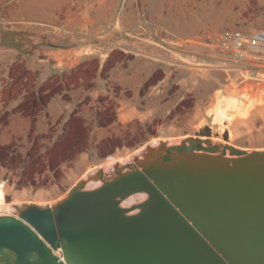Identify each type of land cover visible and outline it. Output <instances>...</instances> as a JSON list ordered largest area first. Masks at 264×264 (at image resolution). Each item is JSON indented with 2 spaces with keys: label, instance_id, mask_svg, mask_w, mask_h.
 Instances as JSON below:
<instances>
[{
  "label": "rangeland",
  "instance_id": "rangeland-1",
  "mask_svg": "<svg viewBox=\"0 0 264 264\" xmlns=\"http://www.w3.org/2000/svg\"><path fill=\"white\" fill-rule=\"evenodd\" d=\"M24 25L36 29L26 32L22 30ZM251 28L264 29V0H0L2 51H12L14 43L21 39L44 45L43 51L68 39L70 45L78 46L71 70L58 66L50 83L31 79L34 75L25 76L24 66L16 64L12 54L7 57L0 69L7 75L0 96L7 106L0 113V122L4 123L11 111L19 108L24 114H36L43 109L47 95L42 91L46 87L50 89L48 93L60 91L69 83L82 82L84 88H91L99 60L105 66L100 69L104 81L99 88L116 93V85L107 80L104 70L120 59L119 52L132 50L135 55L145 53L154 58L158 56L154 50L159 49L183 66L181 50L185 39L213 35L225 29ZM26 34H32V38H25ZM130 40L134 41L133 47ZM82 56L86 57L83 61ZM191 69L197 72L196 123L191 121L193 116L184 114L176 105L171 115L180 109L181 118L135 123L96 143L83 144L82 129L64 127L71 121L64 122L52 139L50 132L29 131L21 138L0 144V181L6 193L15 199V204L52 203L85 172L111 165L109 155L123 163L144 143L158 139L177 143L192 135L203 122L211 123L217 111L231 118L221 125L231 131L229 143L241 149H264V80L260 81L259 75L254 77V72L241 76L238 71ZM19 93H22L20 104L11 106L10 102ZM184 106L189 107V103ZM106 115L110 113L102 116ZM216 131H220L219 127ZM222 133L214 142L223 141ZM79 152L85 153L87 166L91 165L87 171L73 162ZM124 201L123 206L132 203Z\"/></svg>",
  "mask_w": 264,
  "mask_h": 264
},
{
  "label": "water",
  "instance_id": "water-1",
  "mask_svg": "<svg viewBox=\"0 0 264 264\" xmlns=\"http://www.w3.org/2000/svg\"><path fill=\"white\" fill-rule=\"evenodd\" d=\"M208 135L144 143L52 203L13 205L0 264H264V149ZM133 194L143 198L122 206Z\"/></svg>",
  "mask_w": 264,
  "mask_h": 264
},
{
  "label": "crops",
  "instance_id": "crops-1",
  "mask_svg": "<svg viewBox=\"0 0 264 264\" xmlns=\"http://www.w3.org/2000/svg\"><path fill=\"white\" fill-rule=\"evenodd\" d=\"M35 29L32 25L22 26V30L26 32ZM31 35L26 34L25 38ZM69 42L68 39L61 45H52L49 50L43 51L44 45L39 46L32 39L23 41L21 39L14 43L12 51L0 49V69L1 65L5 64L6 58L12 54L16 64L19 63L20 67L23 65L27 70L25 76L34 75L31 79L50 83L58 66H61L62 70H71L74 64V53L78 46H72ZM129 42L133 47L134 41ZM119 53L120 59L109 64L104 70L107 80L116 85V93L99 88L100 82L104 81L100 69L105 67L104 62L99 60L94 68L95 73L92 78L94 82L91 88H84L82 82L77 85L69 83L60 91L48 93L50 89L46 87L42 91L47 95L44 108L36 114H24L21 108L11 111L5 122H0V144L9 143L17 137L21 138L29 131L50 132L52 139L56 132H60V127L66 121L72 123L64 127L83 130L85 133L83 144L96 143L102 138L116 135L122 129L131 128L135 123L143 124L157 119L163 121L167 117H170L169 120H176V117L181 118L180 109L184 110V114L189 113L191 117L193 116L194 120L191 121L196 123L197 72L191 69L194 67L176 64L175 57L171 54L166 55L159 49L154 50L158 55L154 58L145 53L135 55L132 50ZM80 59L83 61L86 57L82 56ZM6 78L7 75L0 70V96ZM21 99L22 93H19L10 105L20 104ZM187 102L189 107L184 106ZM176 105L180 109L171 115ZM6 106L7 103L3 104L0 98V113ZM106 113L110 115L103 117L102 115ZM179 121L181 122L180 119ZM73 162L76 167L84 166L83 171L91 167V165L87 166L88 161L84 152H79Z\"/></svg>",
  "mask_w": 264,
  "mask_h": 264
},
{
  "label": "built area",
  "instance_id": "built-area-1",
  "mask_svg": "<svg viewBox=\"0 0 264 264\" xmlns=\"http://www.w3.org/2000/svg\"><path fill=\"white\" fill-rule=\"evenodd\" d=\"M182 47L185 65L238 71L241 76L254 72V77L264 80V29H225L185 39Z\"/></svg>",
  "mask_w": 264,
  "mask_h": 264
},
{
  "label": "bare ground",
  "instance_id": "bare-ground-1",
  "mask_svg": "<svg viewBox=\"0 0 264 264\" xmlns=\"http://www.w3.org/2000/svg\"><path fill=\"white\" fill-rule=\"evenodd\" d=\"M229 120H231V118L229 116H226L224 113L217 111V112L214 113V116H213V119H212L211 123H204L203 122L200 125V127L197 128L195 131H198L199 129H202L206 125L209 128V135L208 136H201L200 138L201 139H208L211 143H217V142H214L216 137L218 138V135H221V133L223 131H226L227 132V139L226 140L222 139L223 141H221V143L223 142V143L231 144V143H229V138L231 137V131L229 129H224V127L221 126V125H223L224 122L229 121ZM217 127H219V129H220V131H218V132L216 131ZM155 142H156V140L152 141L150 143H155ZM231 145H233V144H231ZM135 153H136V151H135ZM129 157L126 158V160L129 159ZM126 160H124L123 163ZM115 162H118V161H116V158L112 156V159H109V163L112 165ZM120 164H122V163H120ZM111 165L107 166L105 169L103 168V170H106ZM97 184H98V182H96V183L95 182H88L86 184L85 188H91V187H94ZM4 187L5 186H4L3 182L0 181V214L6 215V214H10V213H12L14 211L13 205H16V204H15V199L11 195L6 193ZM6 196H9V200L5 199ZM141 197H143L142 194H133V195H130L129 197H127L126 199H124L125 201L124 200L123 201L124 202H133L136 198L139 199ZM57 198L58 197H55L54 199H57ZM123 201H122L121 205L123 204Z\"/></svg>",
  "mask_w": 264,
  "mask_h": 264
}]
</instances>
